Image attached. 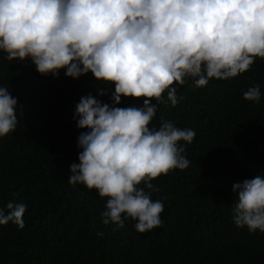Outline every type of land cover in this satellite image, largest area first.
<instances>
[{
    "label": "clouds",
    "instance_id": "1",
    "mask_svg": "<svg viewBox=\"0 0 264 264\" xmlns=\"http://www.w3.org/2000/svg\"><path fill=\"white\" fill-rule=\"evenodd\" d=\"M0 52L9 61L29 59L42 75L64 69L75 79L90 72L100 85L114 86L111 104L91 93L75 104V125L85 131L76 138L78 163L69 165L67 182L107 198L103 224L131 219L144 232L162 224L164 204L151 198L157 189L150 181L185 169V144L195 136L166 120L149 127L157 104H177L173 82L187 77L199 87L210 78L231 79L264 58V0H0ZM122 96L144 99L117 107ZM242 96L258 102L260 86ZM16 105L0 86V137L16 128ZM234 134L232 143H243L251 132L244 126L230 129L229 138ZM241 151L234 146L232 154ZM242 178L230 183L231 219L264 233V175L249 171ZM25 209L8 201L0 225L22 229Z\"/></svg>",
    "mask_w": 264,
    "mask_h": 264
},
{
    "label": "trees",
    "instance_id": "2",
    "mask_svg": "<svg viewBox=\"0 0 264 264\" xmlns=\"http://www.w3.org/2000/svg\"><path fill=\"white\" fill-rule=\"evenodd\" d=\"M4 57L0 52V86L17 99V126L0 137V208L15 200L26 209L22 229L0 225V264H264V233L237 227L230 212V183L249 171L264 175V58L231 79L199 87L187 77L173 82L177 104H157L149 127L166 120L195 136L185 144L188 166L150 181L157 189L151 198L164 204L161 226L138 232L131 219L103 224L107 198L67 182L69 165L78 163L76 138L85 131L75 125V104L89 93L111 104L114 86L100 85L90 72L42 75L27 58ZM257 84L260 100H245L242 92ZM142 99L122 96L116 106ZM244 126L249 138L232 143L230 129ZM234 146L243 151L232 154Z\"/></svg>",
    "mask_w": 264,
    "mask_h": 264
}]
</instances>
